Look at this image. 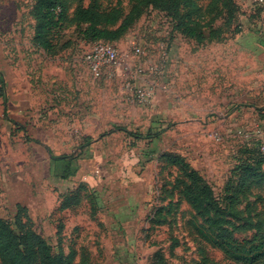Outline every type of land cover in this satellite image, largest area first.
Wrapping results in <instances>:
<instances>
[{"label":"rangeland","instance_id":"374dc122","mask_svg":"<svg viewBox=\"0 0 264 264\" xmlns=\"http://www.w3.org/2000/svg\"><path fill=\"white\" fill-rule=\"evenodd\" d=\"M57 2L44 51L35 0H0V232L20 209L66 264H240L227 241L264 264V183L239 184L264 172V0L180 1L201 42L150 0Z\"/></svg>","mask_w":264,"mask_h":264},{"label":"trees","instance_id":"16d2710c","mask_svg":"<svg viewBox=\"0 0 264 264\" xmlns=\"http://www.w3.org/2000/svg\"><path fill=\"white\" fill-rule=\"evenodd\" d=\"M180 1L182 0H150V3L157 9L166 12L168 16L171 17L173 21V29L176 32L197 42H201V27L196 23V20L193 21L188 15L187 17H184L179 13L178 7ZM35 9L39 27L35 34L34 42L38 47L47 51L49 49V43L46 39V33L50 30L51 26L55 24L56 21L54 20L58 19V13L60 10L62 12V9H60L57 0H35ZM188 18L194 23H190ZM219 34L220 33L217 31H211L209 37L216 38ZM97 42L112 44V42L107 39H96L91 43L93 44ZM127 134L138 140L150 138V134L147 136L136 135L133 133ZM48 153L50 159L54 162H64L69 158L68 156H52L49 151ZM259 155L264 160V154L260 153ZM172 162L176 163L178 161L172 159ZM242 174L239 182L242 188H246L244 186L247 185L249 186L248 189H250V186L252 185H261L264 183V172L255 166L245 167ZM195 199L197 200V197H195ZM21 212L22 210L20 211V209H18L14 217V226L16 227L17 232H14L4 225L2 228L3 231L0 232V252L4 255L7 261L10 264H66L62 257L53 255L49 244L32 230L28 222L23 223L19 219ZM154 222L155 221L152 222L153 225L160 226L158 223ZM230 226L233 230L242 229L234 227L233 225ZM229 233L231 237H234V231H229ZM225 246L227 251L232 250L235 260L240 264H255L259 257V255L252 253L250 250L247 251L243 245L236 242L233 244L227 241Z\"/></svg>","mask_w":264,"mask_h":264},{"label":"built area","instance_id":"2783aa9c","mask_svg":"<svg viewBox=\"0 0 264 264\" xmlns=\"http://www.w3.org/2000/svg\"><path fill=\"white\" fill-rule=\"evenodd\" d=\"M256 1L262 3V0ZM118 55L113 44L97 42L93 43L85 53L83 63L86 71L94 80H109L112 77L111 68L118 64ZM257 133L260 135V150L264 154V131L257 130Z\"/></svg>","mask_w":264,"mask_h":264},{"label":"crops","instance_id":"0c3cea01","mask_svg":"<svg viewBox=\"0 0 264 264\" xmlns=\"http://www.w3.org/2000/svg\"><path fill=\"white\" fill-rule=\"evenodd\" d=\"M264 68H262V70H263Z\"/></svg>","mask_w":264,"mask_h":264}]
</instances>
